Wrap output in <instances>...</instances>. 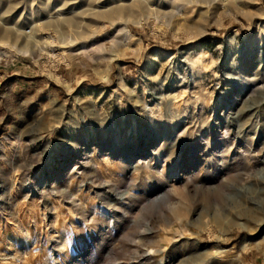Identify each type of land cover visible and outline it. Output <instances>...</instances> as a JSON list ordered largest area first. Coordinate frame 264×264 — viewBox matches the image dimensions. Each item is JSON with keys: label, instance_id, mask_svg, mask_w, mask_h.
<instances>
[{"label": "rangeland", "instance_id": "1", "mask_svg": "<svg viewBox=\"0 0 264 264\" xmlns=\"http://www.w3.org/2000/svg\"><path fill=\"white\" fill-rule=\"evenodd\" d=\"M0 264H264V0H0Z\"/></svg>", "mask_w": 264, "mask_h": 264}, {"label": "bare ground", "instance_id": "2", "mask_svg": "<svg viewBox=\"0 0 264 264\" xmlns=\"http://www.w3.org/2000/svg\"><path fill=\"white\" fill-rule=\"evenodd\" d=\"M138 5V4H137ZM138 7L139 8H141V5H138ZM121 11V10H120ZM111 13L110 14H112V15H114V14H116L117 12L116 11H110ZM112 15H111V17H112ZM118 15V14H117ZM105 16V18H106V16H107V14L106 15H104ZM108 18V17H107ZM63 22H65V21H63ZM65 23H68V22H65ZM65 23H63V24H65ZM62 24V23H61ZM70 24V23H69ZM124 36L127 38V40H130V39H132L133 38V36L130 34V33H128V32H125V34H124ZM183 62L184 63H186V64H190L191 65V68H194V65H195V63H193V62H191V61H189V58L188 57H186L185 59H183ZM198 65V64H197ZM256 103L257 102H255L254 103V101H249V104L248 105H246L245 106V108L243 109L244 111H246V110H248V111H251V110H253L254 109V106L256 105ZM259 104H261V100H259V102H258ZM257 103V104H258ZM235 115H234V117H236L237 116V114H238V112H236V113H234ZM161 198H156V201H158V200H160Z\"/></svg>", "mask_w": 264, "mask_h": 264}]
</instances>
